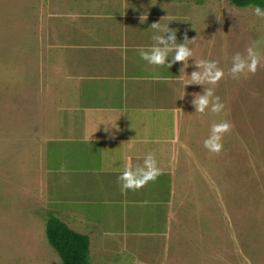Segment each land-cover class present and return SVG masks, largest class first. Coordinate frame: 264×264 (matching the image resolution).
<instances>
[{
	"label": "rangeland",
	"instance_id": "rangeland-1",
	"mask_svg": "<svg viewBox=\"0 0 264 264\" xmlns=\"http://www.w3.org/2000/svg\"><path fill=\"white\" fill-rule=\"evenodd\" d=\"M253 8L0 0V264H62L49 213L89 235L91 264H264V16ZM153 23L191 49L186 65L141 59ZM249 47L256 70L234 76ZM200 61L222 71L215 84H186ZM207 89L219 112L211 98L195 111ZM221 122L213 152L204 141ZM149 153L155 179L121 190L119 175Z\"/></svg>",
	"mask_w": 264,
	"mask_h": 264
},
{
	"label": "clouds",
	"instance_id": "clouds-1",
	"mask_svg": "<svg viewBox=\"0 0 264 264\" xmlns=\"http://www.w3.org/2000/svg\"><path fill=\"white\" fill-rule=\"evenodd\" d=\"M253 12L257 16H264V10L259 6L253 8ZM152 28L156 29V34H153L151 39L155 42L147 51L141 50L139 55L141 59L147 61L152 65H167L171 66L174 62H184L187 64V59L192 56L191 49L185 43H176L175 31L170 30L168 25L160 26L158 23L151 24ZM165 33H168L165 37ZM187 40V38H185ZM157 44L163 45V47L157 46ZM169 52L173 54L169 57ZM258 54L256 51L249 47L247 49V59L241 57L239 53L233 56V63L230 72L235 76L238 73L245 71L254 72L258 63ZM167 61V62H166ZM198 67H202L201 72H192L190 75L189 83H202L207 82L215 84L223 75L222 71L217 68L215 61H200L197 63ZM211 98L212 112H219L223 105L219 103V98L214 97L211 89H207L204 94L196 96L194 100L195 111L204 112L208 107ZM229 125L227 122L216 123L211 126L210 136L204 141V147L213 152H219L221 149L220 134L227 131ZM158 175V169L156 167V161L152 154L149 153L145 156L142 167L136 169L126 168L118 177L121 181V190L133 189L142 187L147 181L155 179Z\"/></svg>",
	"mask_w": 264,
	"mask_h": 264
},
{
	"label": "trees",
	"instance_id": "trees-1",
	"mask_svg": "<svg viewBox=\"0 0 264 264\" xmlns=\"http://www.w3.org/2000/svg\"><path fill=\"white\" fill-rule=\"evenodd\" d=\"M237 7L259 6L264 10V0H228ZM46 236L61 258L62 264H91L88 234L72 229L65 221L49 213L46 222Z\"/></svg>",
	"mask_w": 264,
	"mask_h": 264
}]
</instances>
